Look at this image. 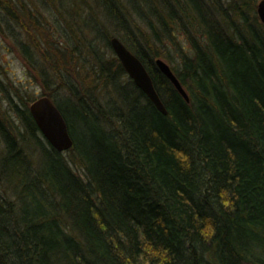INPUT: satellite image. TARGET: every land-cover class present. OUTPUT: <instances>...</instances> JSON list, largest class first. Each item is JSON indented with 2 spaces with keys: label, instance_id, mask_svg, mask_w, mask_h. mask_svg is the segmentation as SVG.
I'll use <instances>...</instances> for the list:
<instances>
[{
  "label": "trees",
  "instance_id": "trees-1",
  "mask_svg": "<svg viewBox=\"0 0 264 264\" xmlns=\"http://www.w3.org/2000/svg\"><path fill=\"white\" fill-rule=\"evenodd\" d=\"M0 37L72 139L53 148L0 73V264H264V25L247 0H0Z\"/></svg>",
  "mask_w": 264,
  "mask_h": 264
},
{
  "label": "water",
  "instance_id": "water-1",
  "mask_svg": "<svg viewBox=\"0 0 264 264\" xmlns=\"http://www.w3.org/2000/svg\"><path fill=\"white\" fill-rule=\"evenodd\" d=\"M256 13L260 22L264 25V0H260L257 3ZM110 44L116 57L135 85L148 97L160 113L166 115L167 111L154 88L152 79L140 60L117 38L113 37L110 40ZM156 64L183 98L189 101L186 91L172 72L170 66L162 59H157ZM29 112L40 133L53 148L59 152H64L71 148L72 139L65 119L49 96L45 95L36 98L29 104Z\"/></svg>",
  "mask_w": 264,
  "mask_h": 264
},
{
  "label": "rangeland",
  "instance_id": "rangeland-1",
  "mask_svg": "<svg viewBox=\"0 0 264 264\" xmlns=\"http://www.w3.org/2000/svg\"><path fill=\"white\" fill-rule=\"evenodd\" d=\"M260 0H247L249 6H253L256 11V5ZM11 43V42H10ZM10 43H6V40H2L0 37V73L6 71V76L2 75V78L8 83L13 81L16 86H21L22 95L27 94L26 98L33 96L38 98L42 94V89L37 81L30 76L29 70L23 62L18 58V55ZM25 88V89H24ZM65 93L61 92L58 96H63ZM0 105L3 109L7 108L6 97L4 93L0 92Z\"/></svg>",
  "mask_w": 264,
  "mask_h": 264
},
{
  "label": "bare ground",
  "instance_id": "bare-ground-1",
  "mask_svg": "<svg viewBox=\"0 0 264 264\" xmlns=\"http://www.w3.org/2000/svg\"><path fill=\"white\" fill-rule=\"evenodd\" d=\"M257 14V13H256ZM258 17V16H257ZM259 19V18H258ZM260 21V20H259Z\"/></svg>",
  "mask_w": 264,
  "mask_h": 264
}]
</instances>
